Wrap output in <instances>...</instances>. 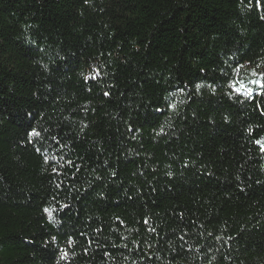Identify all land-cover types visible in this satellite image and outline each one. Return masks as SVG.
<instances>
[{
  "label": "trees",
  "instance_id": "trees-1",
  "mask_svg": "<svg viewBox=\"0 0 264 264\" xmlns=\"http://www.w3.org/2000/svg\"><path fill=\"white\" fill-rule=\"evenodd\" d=\"M253 71L264 0H0V264H264Z\"/></svg>",
  "mask_w": 264,
  "mask_h": 264
},
{
  "label": "snow or ice",
  "instance_id": "snow-or-ice-1",
  "mask_svg": "<svg viewBox=\"0 0 264 264\" xmlns=\"http://www.w3.org/2000/svg\"><path fill=\"white\" fill-rule=\"evenodd\" d=\"M240 67H242V65L237 64V67L235 68L234 72L235 73H239ZM252 76H259L260 78L257 79H251L249 81H247V83L242 82V81H238V80H232L230 82V86L232 89V92L236 93L237 95L240 96H245L248 97L250 99H254L255 97L253 96V92L255 90V88H259L262 89L261 91H256V96H264V73H256L255 71L252 72ZM237 84H239V86H237ZM251 85V86H249ZM200 85H197V89H199ZM107 95V93H105ZM174 107V105H173ZM161 131H163V128H161ZM29 143H32V137H36L37 138V142L39 141V138L41 137V132L33 129L30 133H29ZM55 139V138H54ZM56 143L59 145V141L57 140ZM61 148L63 147V145H59ZM37 151H40V148L38 147L36 149ZM262 151H264V147H262L261 149ZM46 162H47V157H46ZM69 164H71V161H68ZM53 171H56V169L54 168ZM45 212H49L50 218H51V212L49 211V209H45Z\"/></svg>",
  "mask_w": 264,
  "mask_h": 264
}]
</instances>
